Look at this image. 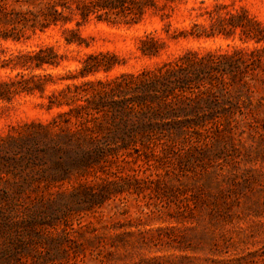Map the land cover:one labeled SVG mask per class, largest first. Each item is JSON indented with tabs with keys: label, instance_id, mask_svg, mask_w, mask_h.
<instances>
[{
	"label": "rangeland",
	"instance_id": "obj_1",
	"mask_svg": "<svg viewBox=\"0 0 264 264\" xmlns=\"http://www.w3.org/2000/svg\"><path fill=\"white\" fill-rule=\"evenodd\" d=\"M216 2L244 8L264 24V0H186L172 13V30L189 28L198 8ZM163 25L158 16L138 24L91 19L80 28L88 46L67 45L61 26L0 39V82L17 73L1 66L11 53L52 45L65 56L59 67L37 71L57 79L43 93L0 101V135L47 124L67 110L42 106L67 83L138 73L189 50L257 46L238 35L190 37L143 56L138 39L155 30L165 35ZM93 51H112L124 63L88 79H61ZM243 75L250 90L239 107L227 115L219 109L222 124L200 138L74 170L55 183L44 165L29 170L17 163L21 154H0V264H264V57Z\"/></svg>",
	"mask_w": 264,
	"mask_h": 264
},
{
	"label": "trees",
	"instance_id": "obj_2",
	"mask_svg": "<svg viewBox=\"0 0 264 264\" xmlns=\"http://www.w3.org/2000/svg\"><path fill=\"white\" fill-rule=\"evenodd\" d=\"M185 2L0 0V39L4 40L19 41L27 31L61 26L67 45L88 46L80 28L91 19L138 24L148 16H158L164 21L165 35L155 30L140 37L138 50L143 56L160 55L167 40L190 37L238 35L242 42L257 45L223 53L189 50L154 68L95 80L88 77L101 71L109 73L124 60L112 51L87 53L76 72L61 79L88 80L67 83L42 103L49 111L65 106L68 109L47 124L26 123L23 130L0 135V154H21L17 163L29 170L44 165V173L55 183L74 170L83 173L134 153L163 150L179 139L200 138L222 124L219 109L227 115L233 107H239L242 94L250 90L243 74L260 67L264 24L244 8L216 2L211 8H198L197 19L189 28L172 30V13ZM73 22L75 27L69 26ZM64 57L52 45L11 53L1 66L17 73L0 82V101L43 93L57 79L37 71L59 67ZM1 165L4 170L5 165ZM90 196L95 199L97 194Z\"/></svg>",
	"mask_w": 264,
	"mask_h": 264
}]
</instances>
